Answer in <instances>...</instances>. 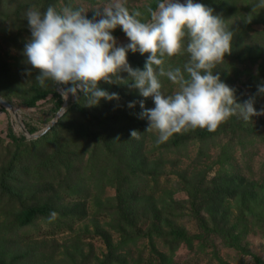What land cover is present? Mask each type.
I'll return each instance as SVG.
<instances>
[{
	"label": "rangeland",
	"instance_id": "obj_1",
	"mask_svg": "<svg viewBox=\"0 0 264 264\" xmlns=\"http://www.w3.org/2000/svg\"><path fill=\"white\" fill-rule=\"evenodd\" d=\"M202 1L194 3L202 4ZM160 2L0 0V98L11 104L18 116L0 104V259L3 264H264V115L245 121L237 110L234 117L239 128L234 135L229 131L230 117L221 124V131L208 140L172 145L176 136L201 130L196 128L158 143V133L146 131L149 121L142 116L144 110L155 107L154 98H146L132 87L134 81L128 73L119 75L120 79L114 82V87L126 86L122 100L101 99L95 106L81 102V108L90 116L116 115L117 124H123L122 131L118 125L109 129L96 127L93 119L89 120L77 109L68 112L57 125L67 106L55 112L51 95L35 107L24 105L36 88L57 90L59 86L57 91L72 102L80 96V93L78 97L70 94L66 98V86L52 81L40 86L35 79L39 72L27 63L24 55L25 45L31 39L26 19L28 9L43 13L52 6L59 13L70 7L82 10L87 19L96 22L106 18V12L114 11L120 3L129 15L146 23L151 19L152 5ZM210 2L213 15L221 16L233 32L231 52L213 72L234 90L238 104L254 98V107L259 112L264 109V94L258 93V87L264 86V8L257 6L259 0ZM111 35L118 47L130 43L119 25L111 30ZM186 44L187 40L185 47ZM147 58L145 54L143 62ZM189 59L186 51L171 58L165 56L163 68L165 72L175 68L183 72ZM131 67L135 68L133 64ZM154 69L163 95L178 90V85L159 74V68ZM184 75L187 78L186 72ZM130 104L134 106L129 107ZM32 126L37 129L35 134H41L48 126L56 127L57 135H50V138L54 136L50 141L37 145L41 152L55 149L63 138L66 152L78 156L72 167V176L76 177L69 181L77 193L63 189L67 183L64 170L61 176L53 179L48 176L43 183L38 179L52 172L45 171L46 159L38 165L25 161L24 166L17 167L11 178L3 182L4 172L16 155L10 134L17 138L25 136L24 147L30 150L29 141L34 138L27 127ZM77 128L89 130L97 139L80 141L67 133ZM133 130L139 132L138 139L131 138ZM133 153L135 158L131 157ZM26 156L23 153V159ZM131 169H135V174ZM118 171L122 176L134 178V175L138 179L134 194H143L135 201L130 195L125 200L131 225L116 208ZM215 178L226 181L225 188L232 194L223 198L219 207H212L203 198L205 191L212 189L211 181ZM231 178L236 181V190V185L227 183ZM41 198L53 199L54 208L48 218L18 228L15 223L18 211ZM202 225L212 230L217 228L219 233L205 232ZM123 229L133 238L124 240Z\"/></svg>",
	"mask_w": 264,
	"mask_h": 264
},
{
	"label": "clouds",
	"instance_id": "obj_2",
	"mask_svg": "<svg viewBox=\"0 0 264 264\" xmlns=\"http://www.w3.org/2000/svg\"><path fill=\"white\" fill-rule=\"evenodd\" d=\"M257 6L264 8V0H259ZM105 16L93 22L82 10L70 7L59 13L52 6L43 13L35 8L27 10L31 39L25 45L24 55L27 63L38 70L35 79L40 86L46 81L70 85L64 88L66 98L68 94L78 97L83 93L88 98L87 106H95L101 99H119L116 93L110 94L99 85L102 81L116 82L120 79L118 74L125 71L134 81L132 87L139 89L142 96L154 98L155 107L144 110L142 116L149 121L146 131L158 133V143L196 128L213 132L236 115L237 110L245 121L264 115V109L259 112L255 109L254 98L238 104L234 90L213 72L230 54L233 32L221 16L213 15L212 9L193 0L186 3L162 0L146 23L129 15L120 3ZM117 25L130 40L126 47H118L111 35ZM129 50L150 54L144 70L128 64ZM185 51L190 59L184 71L175 68L165 72L164 57L182 55ZM154 65L160 75L178 85L172 95L165 96L160 91ZM258 93L264 94V86L258 87ZM140 106L144 108L143 102ZM131 138L138 139L139 132L131 131Z\"/></svg>",
	"mask_w": 264,
	"mask_h": 264
},
{
	"label": "trees",
	"instance_id": "obj_3",
	"mask_svg": "<svg viewBox=\"0 0 264 264\" xmlns=\"http://www.w3.org/2000/svg\"><path fill=\"white\" fill-rule=\"evenodd\" d=\"M194 1H200V0H193ZM202 1V0H201ZM211 0H203L202 4L207 7L210 8L211 5ZM158 3L153 4L152 7L150 8V17H151V12L155 11L157 9ZM148 56L150 54L145 53ZM145 54H140L139 51L133 53L132 51H128L127 52V61L128 64L131 66L133 64V66L135 67L134 69L139 68L140 70H144V66L146 62H143L144 60V55ZM155 67V65L153 66ZM123 74H127V72L125 71H121L118 75H123ZM115 79V77L113 78ZM126 82L128 83V81L126 80ZM113 85V86H112ZM228 85V84H227ZM112 86V88L110 87ZM229 86V85H228ZM66 87H70V85L66 86ZM99 87L102 90H106L107 92L111 93H116L119 97V99H113L110 101H120L123 99V89L126 88L125 85H123L122 87H114V82L109 84L106 82H101ZM114 87V88H113ZM230 87V86H229ZM52 96V98L55 101V107H54V111L58 112L64 105L65 99L63 98V96L57 91V90H51V89H46V88H36L34 90H32L31 94L24 100V105L26 107L32 108L35 107L36 104L39 101L45 100L48 96ZM88 98L83 96V93H80V96L77 98V100L75 102L72 101H68L67 103V110L66 112H64V114L59 118V121L56 122L57 125L61 124V120L62 118L66 117L68 112L72 111V110H79L82 114H85L86 116L89 117V120H94L96 122V127H107L109 129V127L112 126H116L118 125L122 131V125L121 124H117V117L116 115H113L112 113L109 114H104L102 115L100 118L94 117V114L92 116H90V114H87L86 110L83 108H81L82 103L81 102H85L87 101ZM122 116H125V114H123ZM87 118V117H86ZM232 120V125H230L229 127V131H231L232 135L238 133V125H239V121L236 120V118L233 116H231L230 118ZM222 126L220 125L217 130L213 131V132H209L207 129H201V130H194L191 132H188L184 135L181 136H176L173 140L172 145L177 147L179 145H182L188 141H193V140H197V141H205L210 139L211 137H214L215 135H217L219 133L220 128ZM56 128V127H55ZM53 126H51V128L45 132L43 135L39 136L38 138H34L33 140L29 141V145L31 146L30 150H26V148L24 146H27V139L25 136H21L20 138H17L14 134H10V136L12 137L13 143L16 145V155L15 157L11 160L10 164L8 165V170L4 173H6V177L3 180V182L6 181V178L10 177L11 178V174L14 170H16L17 167H22L25 164V161H31L32 164H40L42 163V159H46L47 164L45 166V171H52L49 173V175L47 176H39V180H42L41 182H45V180H48V178L53 179L57 178V176H61V171L64 170L66 171V176L65 181L67 183H65L63 189L65 188L66 191L72 192V193H77V191L73 190L72 186L70 185V182H72L74 180V178L76 177V175L73 174L72 176V170H73V164L76 160H78V156H76V154L71 153L70 150H68L70 153L66 152V149L63 147V142L62 139L61 141H59L56 145H55V149L49 150V151H42L39 150V148H37V145L42 144V141H50V135H57L56 134V130ZM107 129V130H108ZM111 129V128H110ZM27 131L30 135L35 134V132L37 131V129L35 127H27ZM112 132L114 130H111ZM69 135H73L74 139L76 140H95L97 139L96 134L94 133H90L89 130L87 129H82V128H77L74 130H68ZM24 147V148H22ZM25 149V150H22ZM136 151V150H134ZM137 152V151H136ZM23 153H25L26 159H23ZM135 154L133 153L131 155V157L135 158L134 156ZM134 163L135 160H134ZM141 165V163H139V166ZM40 167V165H39ZM41 168V167H40ZM40 168L39 170L36 172L37 174H40ZM27 170V169H26ZM117 172V171H116ZM135 169H131V173L135 174ZM119 173V177H120V182L118 184V203L116 205L117 211L119 213V215H121V217L123 218V220L127 221L130 225H131V221H129V209L127 208V205L125 204V200L127 199V197H129L128 195H130V198L132 199V201L138 199V195H140L139 197L143 196L142 192L136 193L137 191H133L134 187L136 186V184L134 185L135 181L138 180L137 178H135V176L133 175V177L135 178H131L129 175L128 176H122L121 172L118 171ZM50 176V177H48ZM48 177V178H47ZM70 181V182H69ZM212 189L208 192L205 191V193L203 194V198H205L206 202L209 203L212 207H219L220 204H222V199L232 196V194L229 193V191H227L228 189L225 188L224 182L219 178H215L212 181ZM229 185H236V181L235 179H230L228 180ZM228 185V186H229ZM2 186L4 187V185L2 184ZM241 186H239L240 188ZM237 185L235 190L237 189ZM132 191V192H131ZM247 193H250L247 191ZM251 194H249L250 196ZM129 199V198H128ZM53 199H48V198H41V200H38L37 202H35L36 204L32 205V206H26V207H22L21 210L18 211V213L15 216V223L16 226L18 228H23L29 225H32L34 223V221H36L37 219H46L48 218V216L51 214V212L53 211L54 205L51 202ZM124 206L127 208L125 209ZM203 227H205L204 225H202ZM205 232H214V233H219L218 229L215 228L214 230L209 229L207 227L204 228ZM122 232H126V230H121ZM123 234V239L124 240H129L130 238H133L129 235V233H125ZM200 239H202V236H197ZM0 264H3V261L1 262L0 259Z\"/></svg>",
	"mask_w": 264,
	"mask_h": 264
},
{
	"label": "water",
	"instance_id": "obj_4",
	"mask_svg": "<svg viewBox=\"0 0 264 264\" xmlns=\"http://www.w3.org/2000/svg\"><path fill=\"white\" fill-rule=\"evenodd\" d=\"M57 90H60V87H59V86H57ZM69 96H70V94L67 95V98H68ZM67 103H68V100H65V102H64V107L67 105ZM0 104H1L3 107H5L7 110H9L10 112H13L15 117H18L17 114H16L15 111H14V107H13L11 104H9L8 102H5V101L2 100L1 98H0ZM61 115H62V114H61ZM53 124H54V123H53ZM53 124H52V125H53ZM50 128H51V126H48V127L45 129V131L42 132L41 134H35V135H30V136H31L32 138H38L39 136H41V135H43L45 132H47Z\"/></svg>",
	"mask_w": 264,
	"mask_h": 264
}]
</instances>
